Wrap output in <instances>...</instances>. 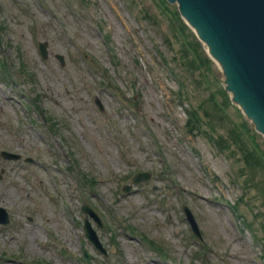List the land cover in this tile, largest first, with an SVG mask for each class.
Returning <instances> with one entry per match:
<instances>
[{
	"label": "rangeland",
	"instance_id": "obj_1",
	"mask_svg": "<svg viewBox=\"0 0 264 264\" xmlns=\"http://www.w3.org/2000/svg\"><path fill=\"white\" fill-rule=\"evenodd\" d=\"M176 1L0 0V150L22 161L0 156L3 264H264V168L245 156L253 144L264 155V136ZM196 107L208 124L190 133ZM139 171L149 180L133 183ZM82 203L107 251L85 239L89 261Z\"/></svg>",
	"mask_w": 264,
	"mask_h": 264
},
{
	"label": "water",
	"instance_id": "obj_2",
	"mask_svg": "<svg viewBox=\"0 0 264 264\" xmlns=\"http://www.w3.org/2000/svg\"><path fill=\"white\" fill-rule=\"evenodd\" d=\"M178 1L182 13L194 25L200 37L207 41L211 53L232 76L234 88L230 89L235 93V86L241 87V98L235 93L236 100L242 101L247 107L248 115L253 117L257 126L264 132V109L260 106V98L264 102V0ZM59 58L62 60L61 56ZM240 77L248 83L249 88L243 85ZM137 176L135 181L148 177L145 173ZM82 209L100 224L94 211L87 206ZM191 221L196 226L192 218ZM0 222H8L7 213L2 207ZM84 228L86 235L102 249L87 218ZM82 249L89 257L83 246Z\"/></svg>",
	"mask_w": 264,
	"mask_h": 264
},
{
	"label": "bare ground",
	"instance_id": "obj_3",
	"mask_svg": "<svg viewBox=\"0 0 264 264\" xmlns=\"http://www.w3.org/2000/svg\"><path fill=\"white\" fill-rule=\"evenodd\" d=\"M206 49L208 50V45H207V44H206ZM215 59H216V58H215ZM216 61L218 62L217 59H216ZM218 63H219V65H220L221 62H218ZM231 80H232V79H231ZM232 82H233V81H232ZM235 90H236L235 93L240 97V96H241L240 93L243 92L242 89H241V87L235 86ZM240 98H241V97H240ZM240 105H241L242 108H244V110H247V107L244 106V104L242 103V101H240Z\"/></svg>",
	"mask_w": 264,
	"mask_h": 264
},
{
	"label": "trees",
	"instance_id": "obj_4",
	"mask_svg": "<svg viewBox=\"0 0 264 264\" xmlns=\"http://www.w3.org/2000/svg\"><path fill=\"white\" fill-rule=\"evenodd\" d=\"M188 127H189L190 129H192L191 126H190V121H189ZM236 142H237V140H236ZM239 144L241 145V146H240V147H241L240 149L244 151V145L242 144L241 140H239ZM246 155H247L248 160H252V157H253V161H254V158H255V157L251 154V152L249 151V149L247 150L245 156H246ZM255 159H256V158H255ZM256 160H257V159H256ZM257 162H258V161H257ZM258 163H259V162H258Z\"/></svg>",
	"mask_w": 264,
	"mask_h": 264
},
{
	"label": "flooded vegetation",
	"instance_id": "obj_5",
	"mask_svg": "<svg viewBox=\"0 0 264 264\" xmlns=\"http://www.w3.org/2000/svg\"><path fill=\"white\" fill-rule=\"evenodd\" d=\"M3 261H5V260H4V259L2 258V256L0 255V264H2Z\"/></svg>",
	"mask_w": 264,
	"mask_h": 264
}]
</instances>
